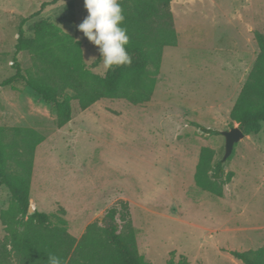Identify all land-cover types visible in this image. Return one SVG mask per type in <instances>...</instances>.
I'll return each instance as SVG.
<instances>
[{"label": "rangeland", "instance_id": "rangeland-1", "mask_svg": "<svg viewBox=\"0 0 264 264\" xmlns=\"http://www.w3.org/2000/svg\"><path fill=\"white\" fill-rule=\"evenodd\" d=\"M51 2L0 0V82L13 74L16 28L25 18L26 37L34 23L51 22L79 41L86 67L97 59L98 48L78 31L87 16L83 0ZM170 11L176 45L163 49L151 72L147 102L102 99L80 111L73 100L71 120L58 128L54 107L18 80L0 88V126L42 137L29 203L61 217L73 237L125 202L138 252L150 264L171 257L186 264H242L230 253L264 251V122L224 161L233 176L221 197L198 188L194 175L200 150L211 149L213 163L222 160L221 132L238 127L229 112L259 51L254 33H264V0H172ZM16 58L23 72L31 70L26 52ZM90 71L106 72L102 61ZM10 202L0 186V213ZM5 235L0 222V241Z\"/></svg>", "mask_w": 264, "mask_h": 264}, {"label": "trees", "instance_id": "trees-1", "mask_svg": "<svg viewBox=\"0 0 264 264\" xmlns=\"http://www.w3.org/2000/svg\"><path fill=\"white\" fill-rule=\"evenodd\" d=\"M171 1L118 0L125 17L121 26L127 29L126 50L132 63L114 67L103 75L90 71L102 61L100 53L88 68L79 41L71 35L42 20L29 27L31 36L26 37L22 25L28 18L22 19L16 28L10 65L13 74L0 82V88L22 81L38 100L54 107L58 128L71 120L73 100L80 111L102 99L147 102L153 88L151 72L158 69L163 49L176 45ZM254 38L258 54L229 112V119L244 135L257 134L264 122V33L255 32ZM20 52L30 56L31 70H21L16 58ZM41 142L42 137L30 129L0 126V186L7 189L11 201L0 213L6 233L0 241V264H47L49 254L59 256L63 264H150L138 252L125 202L108 208L100 223L88 224L78 239L68 233L66 221L58 215L37 211L28 215L32 160ZM213 160L211 149L200 150L194 182L201 190L221 197L223 186L233 175L224 171L222 160ZM60 213L64 211L60 209ZM230 254L242 264H264L261 248ZM165 264L186 261L181 258L175 262L171 257Z\"/></svg>", "mask_w": 264, "mask_h": 264}, {"label": "clouds", "instance_id": "clouds-1", "mask_svg": "<svg viewBox=\"0 0 264 264\" xmlns=\"http://www.w3.org/2000/svg\"><path fill=\"white\" fill-rule=\"evenodd\" d=\"M87 16L78 25V31L99 50L103 68L131 65L132 58L126 50L129 43L125 20L118 0H83ZM47 264H63L55 254L47 256Z\"/></svg>", "mask_w": 264, "mask_h": 264}, {"label": "water", "instance_id": "water-1", "mask_svg": "<svg viewBox=\"0 0 264 264\" xmlns=\"http://www.w3.org/2000/svg\"><path fill=\"white\" fill-rule=\"evenodd\" d=\"M221 135L224 137L225 140V152L224 156L222 158V161H226L228 157L232 154L234 145L237 144L240 140H242L245 135L240 130L239 127H234L230 129L229 131H223L221 132ZM35 212L32 205H29L28 207V215H31Z\"/></svg>", "mask_w": 264, "mask_h": 264}, {"label": "crops", "instance_id": "crops-1", "mask_svg": "<svg viewBox=\"0 0 264 264\" xmlns=\"http://www.w3.org/2000/svg\"><path fill=\"white\" fill-rule=\"evenodd\" d=\"M89 224H90V223H89ZM87 225H88V224H87ZM87 225H86V226H87ZM84 230H85V229H84ZM83 232H84V231H83ZM83 232H82V233H83ZM81 235H82V234H81ZM81 235H80V236H81ZM80 236H79V237H80ZM76 239H77V238H76Z\"/></svg>", "mask_w": 264, "mask_h": 264}]
</instances>
